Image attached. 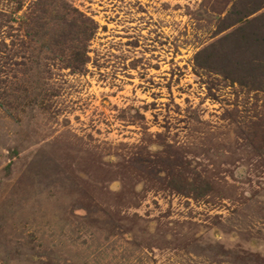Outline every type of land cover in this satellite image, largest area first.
<instances>
[{
	"label": "rangeland",
	"instance_id": "374dc122",
	"mask_svg": "<svg viewBox=\"0 0 264 264\" xmlns=\"http://www.w3.org/2000/svg\"><path fill=\"white\" fill-rule=\"evenodd\" d=\"M55 1L0 0V264H264V38L235 43V0Z\"/></svg>",
	"mask_w": 264,
	"mask_h": 264
},
{
	"label": "trees",
	"instance_id": "16d2710c",
	"mask_svg": "<svg viewBox=\"0 0 264 264\" xmlns=\"http://www.w3.org/2000/svg\"><path fill=\"white\" fill-rule=\"evenodd\" d=\"M42 8L43 13H47V9L56 7V9L61 8L57 4V1L55 0H39V3H37ZM49 7V8H48ZM65 10V7L63 8ZM264 9V0H235L229 13L226 15L224 20L226 21L227 27L234 26L235 29L232 30L230 34H236L235 43H239L242 39L244 43L248 42L251 38H253L252 35H262L264 38V21H263V15L259 14L254 17H250L252 14L263 10ZM259 22L260 29L258 31L252 32V30H249L250 26H252L255 22ZM87 23H91L88 25ZM85 26L80 27L78 24L74 23L73 26L78 29V33L82 36L83 40H79L80 46H78L77 50L73 52V60L71 61L72 65L75 68L80 69L86 62V56H87V47L85 44H83L86 40L90 39L94 34L95 30L97 29V23L91 19L87 18V21H85ZM248 30L249 33L247 35H240V31ZM243 37V38H242ZM264 74V73H263ZM264 76L260 79L258 78H251V80H248L250 85L253 88L264 90Z\"/></svg>",
	"mask_w": 264,
	"mask_h": 264
}]
</instances>
